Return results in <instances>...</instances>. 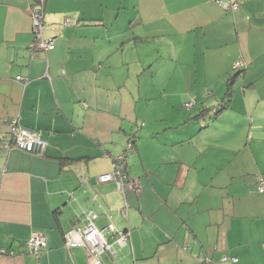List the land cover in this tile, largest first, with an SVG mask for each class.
<instances>
[{
	"label": "crops",
	"instance_id": "crops-1",
	"mask_svg": "<svg viewBox=\"0 0 264 264\" xmlns=\"http://www.w3.org/2000/svg\"><path fill=\"white\" fill-rule=\"evenodd\" d=\"M27 1L0 0V264H113L65 245L93 192L131 232L117 264H264V0H46L49 50ZM14 118L43 152L1 145ZM130 139L141 189L97 183Z\"/></svg>",
	"mask_w": 264,
	"mask_h": 264
},
{
	"label": "built area",
	"instance_id": "built-area-1",
	"mask_svg": "<svg viewBox=\"0 0 264 264\" xmlns=\"http://www.w3.org/2000/svg\"><path fill=\"white\" fill-rule=\"evenodd\" d=\"M224 7L238 8L237 3L222 2ZM45 3L46 0H28L25 7L32 20L34 38L30 43L31 49L40 47L44 50H49L55 46L56 35H46V20H45ZM68 23V21H66ZM243 60H238L235 66H242ZM17 78H24L18 75ZM28 80V78H24ZM195 104V100H189L185 103V107L189 108ZM11 137L4 140L1 145L7 148L18 147L30 152H43L46 146L43 140L35 131L24 127L18 118H14L10 122ZM133 140L127 142L125 150L113 157V169L103 172L95 176L97 183L108 181L115 182L116 189L120 192H125L127 187L139 191L141 183L139 179L130 177L126 172L127 156L133 150ZM81 183H85V178L81 177ZM258 190L264 192V178L258 177ZM91 200L94 206L80 205V210L76 214L75 224L68 229L65 234V245L68 248L73 246H81L87 249L89 260L96 261L103 253H108L113 264H117L120 258L121 249L129 243L131 232L129 229H119L111 220L112 215L107 212L99 199V193L93 192ZM125 205L118 207L119 212L125 213ZM101 214H105L109 218V222L100 227L96 220ZM26 248L33 256L38 257L47 247V236L41 230H35L30 238L26 241ZM16 252L13 249L0 248L1 255H14ZM219 264H237L239 258L236 255L224 253L218 259ZM201 264H218L212 259L202 258Z\"/></svg>",
	"mask_w": 264,
	"mask_h": 264
},
{
	"label": "trees",
	"instance_id": "trees-1",
	"mask_svg": "<svg viewBox=\"0 0 264 264\" xmlns=\"http://www.w3.org/2000/svg\"><path fill=\"white\" fill-rule=\"evenodd\" d=\"M238 60H240V59H238ZM238 60H236V61H238ZM241 60H243L242 58H241ZM236 61H235V63H236ZM244 61V60H243ZM235 63L233 64V69L234 70H236V74L235 75H238L239 73H241V71H242V68L243 67H245V62H244V64L242 65V66H235ZM231 84V83H230ZM211 93V91L210 90H207L206 92H205V95H209ZM195 100V99H194ZM195 105V104H194ZM134 142V141H133ZM135 143V142H134ZM133 143V144H134ZM134 149V148H133ZM126 172L128 173V171H127V169H126ZM129 174V173H128ZM131 177V176H130ZM257 181H258V179H257Z\"/></svg>",
	"mask_w": 264,
	"mask_h": 264
}]
</instances>
